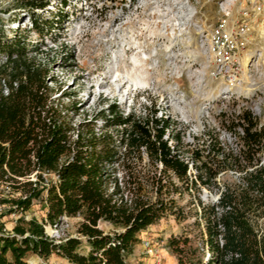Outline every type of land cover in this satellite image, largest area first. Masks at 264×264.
Segmentation results:
<instances>
[{"label":"rangeland","instance_id":"obj_1","mask_svg":"<svg viewBox=\"0 0 264 264\" xmlns=\"http://www.w3.org/2000/svg\"><path fill=\"white\" fill-rule=\"evenodd\" d=\"M62 1L50 0L49 7L37 13L43 26V34H39L32 28L25 0H0V32L10 40L17 38L28 50L39 49L30 58L47 70L51 99L75 130L73 139L94 130L97 137L107 134L119 140L123 128L104 129L106 120L112 119L111 106L117 105L123 117L129 113L145 117L152 106L158 118L170 122L164 139L173 149H179L180 157L190 166L188 177L180 179L162 164H154L145 150L127 153L124 147H117L120 161L109 169L110 191L117 182L126 198L138 195L170 205L161 220L139 235L140 241L127 263L179 264L181 257L185 264L214 260L208 245L211 208L217 206L218 197L227 189L243 191L238 211L258 239L264 241V199L245 192L241 172L232 159L246 146L240 127L236 131L228 128L232 121L237 122V113L248 112L249 106L240 108L222 102L219 83L211 79L210 59L200 43L203 30L222 15L217 1L67 0L64 7ZM58 19L60 29L48 24ZM254 38L264 45L258 32ZM141 54L148 56L142 71L147 72L145 77L151 85L148 89H131L114 75H125L134 59L140 61ZM258 124L264 128V114ZM261 144L260 155L264 158V142ZM197 152L203 156L199 162L195 159ZM202 162L213 173L218 172L207 185L200 181L207 177L200 169ZM44 177L47 183L51 178L57 180L54 175ZM19 196L8 184H0V202H9L4 223L13 232L18 225L28 229L29 222L36 221L44 226L47 237L57 238V225L60 236L83 239L78 234L81 216L64 217L51 224L41 200H34L27 212L11 213L12 200ZM220 209L216 208L217 213ZM100 228L113 230L104 222ZM173 244L185 250L182 256ZM88 251L84 244L81 252ZM7 257L12 260L11 253ZM27 261L71 264L57 254L44 260L29 253Z\"/></svg>","mask_w":264,"mask_h":264},{"label":"trees","instance_id":"obj_2","mask_svg":"<svg viewBox=\"0 0 264 264\" xmlns=\"http://www.w3.org/2000/svg\"><path fill=\"white\" fill-rule=\"evenodd\" d=\"M25 2L32 28L43 34L37 13L46 10L50 0ZM65 5L67 0L62 1ZM48 24L61 26L60 19ZM38 51L37 47L28 50L17 38L10 40L0 32V184H8L20 195L12 200L11 213L27 212L34 200H41L51 224L64 217L81 216L78 234L83 239L67 238L56 243L46 236L43 225L31 221L28 229L18 225L13 235L0 238V264H33L27 261L29 253L44 260L57 254L71 264H128L127 257L133 254L139 235L161 220L170 205L138 195L126 198L117 182L110 191L109 169L120 161L117 147H124L127 153L145 150L154 164H162L180 179L188 177L189 163L180 157L179 149H173L164 139L170 122L158 118L152 106L145 117L133 113L123 117L117 105L111 106L112 119L106 120L104 129L123 128L119 140L107 134L97 137L94 130L73 139L75 130L51 99L47 70L30 58ZM236 121L228 128L243 127L247 148L232 162L245 173V192L264 199V166L248 171L261 151L264 132L255 130L256 123L247 113ZM174 137L180 140L178 134ZM195 159L199 162L203 156L197 152ZM200 169L206 171L207 177L200 178L204 185L218 173H213L206 162ZM52 175L57 180L51 178L47 183L44 176ZM33 176L36 180H32ZM242 194L243 191L227 189L220 203L211 208L208 245L214 260L208 264H264V241L258 239L237 208ZM216 208L223 209V213H217ZM101 222L110 224L113 230L101 229ZM84 244L89 248L87 254L81 252ZM175 249L181 256L185 252L178 246ZM9 253L12 260L7 257ZM179 264H185L182 257Z\"/></svg>","mask_w":264,"mask_h":264},{"label":"built area","instance_id":"obj_3","mask_svg":"<svg viewBox=\"0 0 264 264\" xmlns=\"http://www.w3.org/2000/svg\"><path fill=\"white\" fill-rule=\"evenodd\" d=\"M216 1L222 15L214 24L203 30L204 35L200 39L201 47L210 59L211 79L219 83L224 104L233 103L240 108L249 106L248 112L237 113L236 118L247 113L256 123L255 130L264 132V128L258 124V118L264 114V45L254 38L258 32L259 40L264 42V35L259 32L260 27L264 28V0ZM245 58L248 62L246 70L243 65ZM239 127L241 134L244 135L243 127L240 125ZM262 141L264 142V139ZM262 146L261 144V151ZM261 151L257 154L255 165L248 171L252 172L264 166ZM239 175L242 180L245 173L241 172ZM222 194L217 199V205ZM7 211L6 204L0 202V238L14 234L13 229L4 223ZM222 213L223 209H220L219 214ZM12 216L15 217L16 214ZM20 218L21 216L17 217L16 221ZM54 227L57 238L49 236L50 239L60 243L68 238L60 236L57 225Z\"/></svg>","mask_w":264,"mask_h":264},{"label":"bare ground","instance_id":"obj_4","mask_svg":"<svg viewBox=\"0 0 264 264\" xmlns=\"http://www.w3.org/2000/svg\"><path fill=\"white\" fill-rule=\"evenodd\" d=\"M259 32L261 34L264 35V28L263 27H260L259 29ZM157 34V33H156ZM161 35V34H160ZM139 47L137 48L136 47V50H138ZM130 50H133L132 48ZM141 53V51H140ZM142 58L139 60H135L134 59V62L132 63V66L131 68L127 71V73H125V75H121L122 77H120L119 73H115L114 75V78L116 77H119V81L122 83V84H126L128 85V87H131L134 88V89H139V88H143V89H148L150 88V81L149 79H147L145 77V73H143V67H145V64L147 63V60H148V56H146L145 54H141ZM132 61V60H130ZM248 62H246L245 59H243V65H244V69L246 70L247 69V65ZM128 69V68H127ZM122 73V72H121ZM117 79V78H116Z\"/></svg>","mask_w":264,"mask_h":264}]
</instances>
